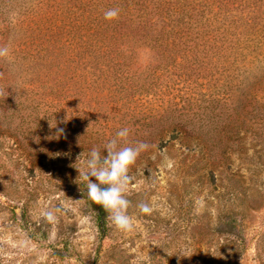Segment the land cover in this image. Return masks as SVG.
Instances as JSON below:
<instances>
[{"label": "rangeland", "instance_id": "1", "mask_svg": "<svg viewBox=\"0 0 264 264\" xmlns=\"http://www.w3.org/2000/svg\"><path fill=\"white\" fill-rule=\"evenodd\" d=\"M144 1L147 6L155 2L135 0L138 5ZM79 2L86 5L109 3L108 0H0V49H8V55L0 56V92L6 95L12 91L21 99L27 96L34 100L57 95L58 90L54 87L56 66H49L44 58L47 53H52L49 54L50 61L56 63V55L62 53L61 39L58 34L50 36L46 32V11L50 6L66 7L77 18L81 12V7L77 6ZM180 4L186 28L190 33L197 31L198 37L192 40L196 34H189L186 38L191 46L189 49L181 44L163 53H173L170 58L176 60L175 56L186 50L196 52L198 56L208 58L203 66L185 65L184 60L180 66L185 65V68H163L161 50L145 53L147 48H140L137 41L130 53L134 54L133 60L141 65L145 61L156 68L160 83L173 81L169 82V87L160 88L165 103H173L171 98H176L179 89L182 97L193 103L201 102L198 105L206 107L205 111L215 109L214 112H222V117L235 114V118L244 120L246 127H257L264 120V26L256 33L258 24L255 20L258 15L264 17V1L255 7L252 4L245 7L250 14L244 21L240 18L244 10L225 11L221 0H181ZM169 5L173 6V3ZM221 11L227 18L231 16L235 20V31L239 36L226 48L215 18L218 12L222 17ZM161 26L159 21L156 29L159 34ZM186 28L184 26V33ZM46 37L53 41L50 46ZM172 37L174 42L183 39L179 35ZM162 71L165 73L159 74ZM181 74L186 80L178 82L182 79ZM89 77L95 81L99 79L97 71ZM66 78L65 74L61 76V80ZM112 85L107 83L106 88L104 85V93H111ZM144 100L133 104L115 102L116 107L109 114H105L109 107L106 109V105H102L100 113L91 115L88 121H95L92 129L107 121L108 125L117 123L118 127L124 124L130 130L129 145L137 142L148 145L128 173L131 231H117L108 216L106 232L99 236L93 212L80 194L81 191L83 194L86 182L80 180L77 169L81 168V161L88 152L76 151V159L70 166L60 163L47 169L42 160L34 164L30 159L28 154L32 148L27 147L22 155L19 134L6 139L12 147L7 148L8 161L3 162L0 155V165H4V169L0 168V264H172L173 261L186 264L190 255L193 211L200 216L206 209L213 214L215 208L221 209L220 214L230 208L234 210L232 220L228 216L221 217L223 224L218 229L222 240L219 241L217 260L222 264H264V167L260 166L258 174L250 180L248 168L252 167V161L258 163L252 157L253 134L246 133L242 157L231 154L228 169L215 171L220 180L212 179L217 187L211 197L216 194L217 197L207 204L202 195H191L193 177L189 175L190 158L186 148L178 139L165 147L154 142L147 129L157 125L153 116L158 101L144 103ZM97 106L91 103L89 109L94 110ZM194 110L195 104H192L187 113L193 121L198 116ZM51 139L56 140L55 137ZM33 141L32 145L36 144V137ZM234 183L250 187V194L246 197L228 194V188ZM190 198H193L192 203H189ZM140 203L148 204L152 211L141 213L137 207ZM23 207L25 211L21 215ZM48 212L53 216L49 217ZM211 220L215 222L214 215ZM231 221L235 230L226 232L230 227L225 223Z\"/></svg>", "mask_w": 264, "mask_h": 264}, {"label": "trees", "instance_id": "2", "mask_svg": "<svg viewBox=\"0 0 264 264\" xmlns=\"http://www.w3.org/2000/svg\"><path fill=\"white\" fill-rule=\"evenodd\" d=\"M164 1L155 0L152 6H147L145 1L138 5L135 0H108L109 3L102 5H86L79 2L77 6L81 7V12L77 18L66 7L50 6L46 11L48 21L46 32L50 36L58 34L61 39L59 42L62 53L56 55L55 64L51 63L49 58V54L52 53H47L44 61L49 62V66H56L57 77L54 79V87L58 92L57 95L42 100H34L27 96L21 99L20 95L12 91L6 95L0 92V155L3 162L10 159L7 148L12 147L6 139L19 134L21 139L18 141L19 149L23 150L22 155H24L27 147L32 148L28 155L34 164H39L42 160L47 165V169H53L60 163L70 166L76 159V151L88 152L92 146L99 147L103 151V145L113 138L120 128L126 127L124 124L118 127L117 123L108 125L107 121L92 129L95 121L88 123L90 116L100 113L102 105H106V109L109 107L105 113L109 114L115 109V102L133 104L145 99L144 103L158 101V108H155L156 114L153 116L154 119L156 118L154 122L157 125L147 129L153 136L154 142L165 147L172 140L178 139L186 148L190 158L189 175L193 177L190 187L191 195H202L207 204L214 202L217 194L212 197L211 194L217 185L212 179L220 180L215 171L218 168L220 172L221 169H228L231 154L236 153L238 158L242 157V152L244 153L246 149L244 147L246 133L249 131L253 134L252 157L258 161L256 164L252 161V167L248 168L251 174L250 180H252L258 174L257 169L260 166L264 167V120L257 127L252 125L246 127L244 120L235 118V114L229 113L226 117H222V112H214L215 109L205 111L206 107L198 105L202 104L201 102L193 103L182 97L179 89L175 97L180 99L171 98L174 100L173 103H165L160 88L169 87V82L171 84L173 81L165 80L160 83L158 80L160 75L155 74L156 68L145 61L142 65L135 63L134 54H130L137 41L140 48L142 46L147 48L145 53H151L148 50L153 52L161 50L164 58L161 63L163 68L171 66L177 68L184 60L185 65L193 63L196 66H203L204 61L208 60L198 56L196 52L189 53L187 50L186 53H179V57L175 56L176 60L170 58L173 53H163L181 44L187 45L189 49L191 46L186 38L189 34H196L192 40L198 37L197 31L190 33L186 28L181 0H167L166 3ZM261 1L264 0H221L225 11L227 9L244 10L251 4L255 7ZM171 3L173 6L169 5ZM111 8L119 9V15L114 20H106L104 13ZM221 12L222 17L218 12L215 18L216 22H219L217 28L226 48L232 46L239 36L235 31V20L231 16L227 18V14ZM249 14L247 10L240 18L244 21ZM159 21L162 24L161 34L156 30ZM255 24H258L255 29L257 33L264 26V17L258 15ZM184 26L186 33H184ZM173 35H179L183 39L174 42ZM46 43L50 46L53 41L50 37H46ZM202 43L201 41V45ZM217 58L219 59L220 56L218 55ZM185 65L180 67L185 68ZM93 71H97L99 76L96 81L89 77ZM163 73L165 71L159 74ZM63 74L67 75L65 80H61ZM185 80L182 77L178 82ZM107 83L114 86L111 93L107 91L104 93V85L106 88ZM212 101L218 102L215 99ZM91 103L98 105L96 109H89ZM192 104H195L196 108L193 111L194 114L198 115L197 120L194 121L187 116ZM82 106L85 108L83 109ZM104 111L105 109L102 112ZM34 137H36V144L32 145ZM54 137L56 140L51 139ZM0 168L4 169V165H0ZM61 169L60 167L59 170ZM234 184L228 188V194L245 197L250 194V187H245L242 183ZM80 194L93 212L99 236H103L109 214L89 198L86 186L83 187V194L82 191ZM210 199L212 201H208ZM192 201L193 198H190L189 203ZM191 209L195 208L191 206ZM215 210L213 214H209L206 209L204 215L200 216L193 211L190 217V255L186 264H222L217 260V249L219 241L222 240L218 226L223 224L222 216H228L232 220L234 210L227 209L224 214H220L221 209L219 211L215 208ZM24 211L23 207L21 215ZM213 215L215 222L211 220ZM225 225L230 227L226 232L235 230L234 222L231 221ZM172 264L180 263L173 261Z\"/></svg>", "mask_w": 264, "mask_h": 264}, {"label": "clouds", "instance_id": "3", "mask_svg": "<svg viewBox=\"0 0 264 264\" xmlns=\"http://www.w3.org/2000/svg\"><path fill=\"white\" fill-rule=\"evenodd\" d=\"M118 15L119 9L111 8L105 11L104 18L114 20ZM6 55L8 49H0V56ZM128 136L129 129L123 127L103 145V151L92 146L81 161V168L77 169L80 180L86 182L89 198L109 214L111 223L117 231H131L133 228V220L128 213L130 207V201L127 199L130 182L128 173L140 153L148 148L144 142L129 145ZM137 207L141 213L152 211L145 203H140ZM47 215L52 217L53 213L48 212Z\"/></svg>", "mask_w": 264, "mask_h": 264}]
</instances>
